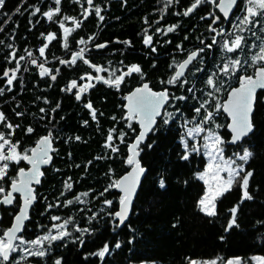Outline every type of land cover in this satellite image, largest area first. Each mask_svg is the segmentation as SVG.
I'll use <instances>...</instances> for the list:
<instances>
[{"label": "trees", "instance_id": "trees-1", "mask_svg": "<svg viewBox=\"0 0 264 264\" xmlns=\"http://www.w3.org/2000/svg\"><path fill=\"white\" fill-rule=\"evenodd\" d=\"M41 1L46 0H3L0 5L2 44L12 33L19 34L18 44L26 41L22 35L30 32L27 8ZM250 7L255 14L252 24L244 29L245 45L248 49L254 40L258 50L264 46V9ZM4 47L0 45V88L6 81L4 68L8 52ZM27 82L24 74L18 73L12 91L0 98V113L3 115L0 133L8 136L23 155L34 137L25 131L26 124L32 123L29 112L37 116L38 104L33 101L41 93L39 86ZM4 87L8 88L7 85ZM66 104L63 102L57 111V118L63 129L60 135L67 137V145L60 148L52 168L35 189L36 202L29 214L31 221L25 223L22 237L29 240L42 230L55 233L56 227L67 235L44 240L42 244L30 243L27 254L13 251L9 260L0 264H56L57 261L60 264H189L190 257L210 253L218 254L216 264L233 256L240 259V264H254L252 256H264V91L256 97L253 133L236 146L225 143L229 137L225 128L226 117L221 114L222 122L216 117L208 118L209 113L217 110L214 105H204L197 112L194 111L197 104L191 103L186 112L187 121L204 119L207 125L218 127L225 157L242 153L244 149L252 153L250 164L245 163L230 190L216 200L215 215L203 216L194 206L201 190L196 174L205 169L207 160L201 151L187 152L182 147L184 118L176 117L162 123L138 147L139 162L147 171L132 212L121 227L115 213L122 195L115 190L114 184L130 167L127 163L129 152L125 149L119 152L101 150L99 137L90 136L91 131L78 127L76 110H71L70 102ZM111 104L113 101L108 100L107 106ZM219 122L220 126H217ZM74 130H79L83 136L81 141L68 137ZM192 147V142L188 141V148ZM7 164L5 174L0 178L1 188L8 187L23 165L22 158ZM248 172L252 173L249 179L259 185L258 190L248 193L251 199L243 196V176ZM161 180L164 181L163 187ZM18 206L19 200L16 199L11 207H0L4 213L0 221L1 231L8 225L5 213L17 211ZM233 208L236 209L235 224L229 228ZM239 211L240 219L237 217ZM105 246L108 250L101 257L99 252ZM38 252L44 255H37Z\"/></svg>", "mask_w": 264, "mask_h": 264}, {"label": "flooded vegetation", "instance_id": "flooded-vegetation-1", "mask_svg": "<svg viewBox=\"0 0 264 264\" xmlns=\"http://www.w3.org/2000/svg\"><path fill=\"white\" fill-rule=\"evenodd\" d=\"M218 1L200 0L197 4V0H91V3L89 0H59V3L57 0H46L28 6L26 17L30 32L22 35L26 41L18 44L19 34L12 33L0 45L5 46L4 51L8 52L4 77L11 70L23 73L28 79L27 84L32 82V86H39L41 92L33 101L38 104L37 116L29 112L32 123L26 124L25 131L34 137L24 153L29 156L39 138H50L51 162L42 169L41 180L52 168L60 148L67 145V137L60 135L63 129L57 118V111L63 102H70L71 110H76L74 121L78 127L91 131L90 136H98L101 150L109 152L128 151V145L138 134L137 116L129 119L127 96L144 84L153 92L166 91L168 94L150 133L176 117L186 121L191 103L197 104L198 109L207 104L214 105L217 108L213 112L214 117L220 118L223 114L221 104L227 91L239 84L240 77L253 76L256 67H264V60H253L264 53H261V47L255 49L254 40L248 49L245 45L244 29L252 24L254 15L247 14L249 2L239 0L226 19L216 8ZM193 4H196L195 8ZM49 12L52 13L51 18L45 15ZM66 28L70 30L67 33L64 31ZM169 28L172 30L169 31ZM237 36L242 37L240 47L228 51L225 44L230 48ZM148 37L151 40L145 43ZM41 48H44L43 55ZM194 52L195 59L185 66L186 59ZM236 60L239 64L233 65L232 61ZM181 65L184 67L181 68ZM133 66H139L140 72L129 73ZM121 76L123 79L119 86H114L111 81ZM173 77H176L175 82L169 83ZM15 79L11 83L4 81L0 98L12 91ZM209 79L212 84L208 83ZM73 81L76 82L75 87H71ZM6 85L8 88L5 89ZM81 88L85 90L82 92ZM215 88L221 90L219 96L212 94ZM55 92L57 97H54ZM51 97L56 99L55 102ZM108 100L113 101L112 108L107 106ZM89 104L91 108L87 107ZM29 129L32 131L29 132ZM110 133L111 140L108 139ZM69 136L76 142L83 138L79 130H74ZM128 137L132 139L128 140ZM22 162L19 169H28L25 159L22 158ZM16 179L17 172L10 182ZM9 184L6 188L0 187L3 189L0 198L7 192ZM16 199L19 200L18 197ZM15 213L11 210L5 213L8 225L0 230V240L4 239L6 243L4 233ZM3 215L0 209V221ZM29 221L31 216L26 220ZM45 234H48L46 230H42L26 240L29 243L27 247L31 248L30 243L35 240H40L42 244ZM50 234L56 235L53 232ZM18 238H23L22 233ZM7 260L2 257L0 262Z\"/></svg>", "mask_w": 264, "mask_h": 264}, {"label": "snow or ice", "instance_id": "snow-or-ice-1", "mask_svg": "<svg viewBox=\"0 0 264 264\" xmlns=\"http://www.w3.org/2000/svg\"><path fill=\"white\" fill-rule=\"evenodd\" d=\"M200 2V0H197V4ZM57 3H59V0H57ZM89 3H91V0H89ZM235 3V0H227L226 4H222L221 6V10L224 12V15L227 16L228 15V8H230L232 6V4ZM3 4V0H0V5ZM249 4L253 5V6H258L261 9H264V0H249ZM193 8L196 7V4H193L192 6ZM58 11V9H57ZM98 11V10H97ZM189 11H191V9H189ZM247 11L249 12V14H255L253 7H249L247 9ZM187 14V13H186ZM45 15H47L49 18H51L52 13H45ZM102 19V17H101ZM247 20V18H245ZM61 27H63V25H61ZM172 29L169 28V31H171ZM65 33L69 32V29H65L64 30ZM51 35L49 36V39H51ZM241 39L242 37L237 36L236 40L232 42V46L229 48L227 44H225V48H227L228 51H233L234 49H237L240 47L241 45ZM151 37H148V39L145 41V43L150 42ZM83 42V41H81ZM46 47V46H45ZM102 47V45L100 46ZM40 53L41 55L44 54V48L40 49ZM261 53H264V46L261 47ZM76 55H80V53H77ZM193 55H195V53H193ZM21 59H23V57H21ZM191 59V57H190ZM256 59H261L264 60V55H259L257 57H254L253 60ZM74 62V61H73ZM33 64L36 63L35 60L32 61ZM62 63H64L62 61ZM187 63V61L185 62ZM233 65H237L239 64V61H232ZM184 65H181V68H183ZM99 70V69H98ZM225 71H227V68L224 69ZM131 72H140V68L139 66H133L131 69H129V73ZM44 72H41V75H43ZM5 75H7V73H5ZM53 79H55V77H53ZM97 79H102V77H98ZM123 79V77H117L115 80L111 81V83L114 86H119L121 80ZM176 80V77H173L172 80L169 81V83H174ZM9 83H11V79L8 81ZM209 84H212L213 81L211 79L208 80ZM76 86V82L73 81L71 87H75ZM88 87H91V85H88ZM260 88V89H264V67H260L258 72L256 73V77L255 79L252 76H242L240 78V87L237 89H234L232 91V93L229 96L228 102L225 103L223 105L224 110L227 111L229 113V115L232 116L233 119V124L230 125V127L232 128L233 132L235 133V135L233 136V140H239L241 136L245 135L248 131L251 130V123L249 122L248 119V115L251 112V106H252V102H253V98H254V93L256 92V90ZM85 89L81 88V91L83 92ZM79 95L77 96V99H79ZM168 99V94L167 92H152L151 89L149 88V86L147 84H144L142 88H138L131 96L128 97L129 100V105H128V109H129V119H134L138 114H143L144 115V119L140 120V124L142 126V131L140 132L137 141L135 144H133L130 148V151L132 152V155H130L128 157L127 163L129 165H134L133 168V172L130 173L129 176L122 178L121 181L116 182L115 187H122L124 195L121 196L120 198V210L118 212L115 213V216L119 218L120 222L123 223L124 219L126 218L128 211H129V207L131 204V196L132 193L135 190V181L138 180V177L140 175V173H142L144 171V169L142 167H140L139 162L135 159L137 153L135 151L137 145L140 143V141H142L145 137V134L147 131L150 130L151 125L154 123V118L156 115H159V109L160 107L165 103V101ZM87 107L91 108V104L87 105ZM197 112H199V109H197ZM211 114H209L210 116ZM93 117H95V113H93ZM0 119H3L2 114H0ZM9 127H11V125H9ZM203 129L201 128H197L194 131L199 132L202 131ZM29 132H31L32 130L29 129ZM192 134V130L189 131V135ZM212 138V134L209 133V136H206L205 139L208 140ZM108 139L111 140L112 139V135L111 133L108 136ZM0 140H3V144H0V149H2L4 147L5 144H8L9 141L5 140L3 135L0 134ZM221 143L220 138L214 137V141L212 144V147H216V145H219ZM40 152L39 154H37V150L33 149V158H29L27 155L23 156V159L26 160H30V162L33 164V169L34 171L32 172V174L29 176V179L27 181L25 180H21L20 182V187L17 188L15 182L13 183V188L15 190L21 191L24 193V207L21 209V213L19 216L16 217V224L13 226V228L9 229L5 235L9 237V241L8 243H4L3 241H0V256L3 257L4 260L8 259V255H9V250L12 249V244H11V240L14 237V234L16 232H18L20 230L21 224L22 222L27 218L26 213H27V208L28 206L31 204L32 200L34 199V197L32 196V190L30 187H28V183L31 180H36L37 183H39V180L37 178L38 176V169H37V159L39 160L40 163H47V153H48V147H49V137H43L40 141ZM187 147V145H185ZM205 147H208V145H206ZM195 150V149H194ZM219 151V149H217ZM10 153L9 155H4L3 152H0V161H12V160H18L20 157L18 156V154L15 151V146H12L9 149ZM209 155H211V153H209ZM252 153L249 152L248 150H244L243 154L241 156H239V160L243 161V162H247L249 160V158L251 157ZM187 157H185L186 159ZM232 163H235V161H232ZM7 163L4 164V166L2 168H0V176H2L5 172V170L7 169ZM212 165L209 164V170L212 169ZM239 169L240 171H242V166L238 165L237 168H227L228 171V179L227 181H225V187L223 189V191H228L231 188V185L235 179L236 176L239 175V171L237 170ZM224 169H220L219 167H217L216 171L217 174L220 171H223ZM23 170H21V176H23ZM252 175L251 172H248L246 175L243 176V182H242V187L245 189L243 195L245 198L251 199V197L248 195V192L246 191L247 189V185H248V178ZM131 178V183H129V180ZM201 178H203V176H201ZM207 183V181H205ZM161 187L164 186V181L161 180L160 182ZM67 187H71V185H67ZM0 191H3V189H0ZM222 193L218 192V193H213L211 195L207 194L205 195V197L200 201V205H201V211H204L207 213V215L209 216H213L215 215V199L217 198V195H220ZM84 195H87L86 193ZM77 199H79V197H77ZM11 194H9L8 197L5 198V203H11ZM69 203H71V201H69ZM107 203H111V201H108ZM232 214H233V219L232 221L229 223V228L232 227L233 224H235V212L236 209L233 208L231 210ZM54 220H58L59 217H53ZM65 224H67V221H65ZM55 227V226H54ZM60 227H63V225H61ZM67 235V233L65 232H61L59 235H54V236H45L43 237V239L47 240V239H52V240H56V239H60L62 236ZM32 244H39L41 243L40 240H35L31 242ZM117 247H119V245H117ZM107 246H105V248L99 252V255L102 257L104 256L105 252L107 251ZM37 255H44L43 252H38L36 253ZM260 259H264V258H260ZM56 264H60L59 261L56 262ZM190 264H197L196 261H191ZM228 264H240L239 259L237 258L236 260H229Z\"/></svg>", "mask_w": 264, "mask_h": 264}, {"label": "rangeland", "instance_id": "rangeland-1", "mask_svg": "<svg viewBox=\"0 0 264 264\" xmlns=\"http://www.w3.org/2000/svg\"><path fill=\"white\" fill-rule=\"evenodd\" d=\"M249 7H247L248 9ZM259 56V55H257ZM256 56V57H257ZM17 76V73L15 70H11L7 72L6 75V80L9 81L11 79V81L13 80V78H15ZM214 95L219 96L221 94V90L215 88L213 93ZM198 108L194 109V111H197ZM209 114H211L209 116ZM208 114V118L212 119L214 117L213 112ZM218 119L216 120H221L222 119L219 117H216ZM217 126H220V122L217 123ZM184 130H185V136L180 139V142L182 144V147L187 151H201L204 156L206 157V166L205 169L198 172L196 174L197 180L199 181L200 185H201V190L199 191V194L197 196V198L195 199V208H197L196 210L202 214L203 216H207V213L204 211H201V205H200V201L205 197L206 193L211 195L213 193H225V191H223L224 187H225V181H227L228 179V171L227 168L231 167V168H237L238 165L242 166V170L243 167L245 165V163L250 164L249 160L247 162H243L241 160H239V156H241L243 154L242 153H234L232 156L230 157H225L223 154V145H222V141L223 138L220 135L219 131H218V127H214L211 124L207 125L206 121L204 119H196L194 118L192 121H184ZM197 128H201L203 129L202 131L196 132L194 131ZM192 130V134L189 135V131ZM209 133L212 134V138L206 140L205 137L209 136ZM2 134V133H0ZM5 140H8L9 143L5 144L4 147L2 149H0V152H3L4 155H9L11 154L9 149L12 146H15V151L18 154V156L20 158H23V154L19 152L18 148L16 147V145L14 143H12L10 141V139L8 138V136H4V134H2ZM219 137L221 143L219 145H216V147H212L213 141H214V137ZM188 141H191L193 144L192 148H188ZM0 144H3V140H0ZM187 145V147L185 146ZM206 145H208V147H205ZM195 149V150H194ZM219 149V151L217 150ZM247 150V149H244ZM209 153H211V155H209ZM19 158V159H20ZM18 159V160H19ZM18 160H12L14 162L18 161ZM232 161H235V163H232ZM8 161H0V168H2L4 166L5 163H7ZM209 164H211L213 167L211 170H209ZM8 165V164H7ZM217 167H219L220 169H224L223 171H220L217 174ZM239 172L240 170L237 169ZM6 171V170H5ZM5 174V172H4ZM4 174L2 176H4ZM0 176V178L2 177ZM201 176H203V178H201ZM207 181V183L205 182ZM233 184V183H232ZM115 185V184H114ZM258 184H256L255 180H251L248 178V185H247V189L246 191L248 193L250 192H255V190H258ZM217 195V198L215 199L214 203H215V211H216V200L222 195ZM244 196V195H243ZM232 214V212H231ZM240 214L241 212H238V218L240 219ZM233 216V214H232ZM235 216H236V212H235ZM55 233L56 235H59V232H62V230H60L58 227L55 228ZM54 233V234H55ZM45 236H54L51 235L50 233L45 234ZM43 236V237H45ZM45 239H43L42 241H44ZM0 241H3L4 243H6V241L3 239H1ZM29 245V243L24 240L23 238H18L15 241V244L12 248V251H17L20 252V254H27L29 249L27 246ZM217 253H213V254H206V255H195L190 257L189 260V264L191 261H196L197 264H216L217 262ZM2 258V256H0V259ZM238 257L237 256H233L228 258L227 260H225L222 264H228L229 260H236ZM252 261L254 264H264V259H260V258H264V256H252ZM239 259V258H238ZM240 262V259H239ZM142 264H158V263H142Z\"/></svg>", "mask_w": 264, "mask_h": 264}, {"label": "water", "instance_id": "water-1", "mask_svg": "<svg viewBox=\"0 0 264 264\" xmlns=\"http://www.w3.org/2000/svg\"><path fill=\"white\" fill-rule=\"evenodd\" d=\"M238 1H239V0H235V3L232 4V6H231L230 8H228V15H227V16H225V15H224V12L221 10V6H222V4H226V3H227V0H219L218 3H217V5H216V8L220 11V13L223 15L224 18L228 19V18L230 17V15L232 14L233 10L235 9L236 4L238 3ZM247 14H248V15H251V14H249V12H247ZM194 53H195V55H193V53H192L190 56H188V58L186 59L187 63H184L185 66L188 65V64H190V63L195 59V57H196V52H194ZM190 57H191V59H190ZM186 61H185V62H186ZM262 67H263V66H262ZM259 68H260V66H258V67L255 68L254 75L252 76L254 79H255V77H256V73L258 72ZM240 78H241V77H240ZM239 87H240V80H239V84H238L237 86L231 87V88L227 91V93H226V97H225V99L223 100V102H222V104H221V111H222L223 115L226 117V120H227L225 128H226V131H227L228 134H229V137H228V139L226 140L225 143H226V145H228V146H236V145L242 143V141H243L246 137H248L249 135H251V134L253 133V131H254V125H253V123H252V115H253L254 108H255L256 96H257V93H258V92H260V91H264V89H260V88H258V89L256 90V92L254 93V98H253V102H252V106H251V112H250L249 115H248L249 122H250L251 125H252L251 130L248 131L245 135L241 136L239 140H235V141H234V140H233V136L235 135V133L233 132L232 128L230 127V125L233 124V119H232V116L229 115V113H228L227 111L224 110L223 105H224L225 103L228 102L229 96H230V94L232 93V91H233L234 89L239 88ZM137 89H138V88H135L134 90L131 91V93L128 94V96H127V108H128V105H129L128 97L131 96V95H132ZM151 91H152V90H151ZM152 92H153V91H152ZM164 105H165V103L160 107V109H159V115H156V116H155V118H154V123L151 125L150 130L146 132L144 139H143L142 141H140V143H143V142L145 141L146 137L150 134L151 130L153 129V127H154V125H155V123H156V118L160 116L161 110H162V108H163ZM128 110H129V109H128ZM144 118H145V117H144V115H143L142 113L137 115L136 122H137V124L139 125L140 130H139L138 134L135 136L134 140L128 145L129 156L132 155V152L130 151L131 146H132L133 144L136 143L137 138H138L140 132L143 130V129H142V126H141V124H140V120H141V119H144ZM45 137H46V136H45ZM47 137H48V136H47ZM42 138H43V137L39 138L38 141H37V143H36V144L33 146V148H32V150H33V149H36V150H37V154H39V152H40V148H41L40 141H41ZM140 143H139V144H140ZM139 144H138V145H139ZM138 145H137V147H136V149H135V151H136V153H137L135 159L139 162ZM32 150H31V154L28 156L29 158H33V152H32ZM51 150H52V142H51V140H50V138H49V147H48V153H47V157H46V159H47V163H40L38 159H37V161H36V162H37V169H38V176H37V178H38V180H39V183H37L36 180H31V181L28 183V187L31 188V190H32V193H31V194H32V196L34 197V199L32 200L31 204H30V205L28 206V208H27V213H26L27 218H28V216H29V212H30V210H31V208H32V205L36 202L35 188H36V186H39L40 183H41L42 169H43L44 167L48 166V165L50 164V162H51V158H50V152H51ZM25 161L29 164L28 169H23V168H21V169H19V170L17 171V179H16V180H13V181L10 182V184H9V188H8L7 192H6L5 194H3V196L0 198V205L2 204V205L5 206V207H10V206L13 204L15 198H16V197L19 198V206H18V209H17V211H16V213H15V215H14V217H13V220H12V222H11V225L5 230V233H6L9 229L13 228V226L16 224V217L20 215V213H21V209L24 207V193L21 192V191L15 190V189L13 188V183L15 182L17 188H19V187H20V182H21V180L23 179V180L27 181V180L29 179V176H30V175L32 174V172L34 171V169H33V164L30 162V160H26V159H25ZM139 165H140V167H142V168L144 169V171H143L142 173H140V175H139V177H138V180L135 181V190H134V192L132 193V196H131V204H130V207H129V211H128V214H127L126 218L124 219L123 223H121L120 220H119V218L116 217L117 220H118V226H119V227H121L123 224H125V222H126L127 219L129 218V216H130V214H131V212H132L133 203H134V201H135V199H136L137 193H138L139 188H140L141 181H142V179L144 178V176H145V174H146V171H147L146 168H144V167L141 165L140 162H139ZM133 168H134V165H130V167H129V168H128L123 174H121V175L118 177V179H117L116 182H119V181L122 180V178L129 176L130 173L133 172ZM21 170H23V174H24L23 176H21ZM131 182H132V181H131V178H130L129 183H131ZM115 184H116V183H115ZM115 190H116L119 194H121L122 196L124 195V192H123L122 187H115ZM9 194H11V201H12V202H11V203H5V198L8 197ZM119 210H120V202H119V206H118V209H117L116 212H118ZM27 218L22 222L21 227H20V230L14 234V237H13L12 240H11L12 248H13V246H14V244H15V239H16V237L19 236V235L22 233V231H23V227H24V225H25V222H26ZM5 233H4V237H5V239L7 240V243H8V241H9V237L6 236ZM11 250H12V249H11ZM11 250H9V255H10ZM9 255H8V256H9Z\"/></svg>", "mask_w": 264, "mask_h": 264}]
</instances>
